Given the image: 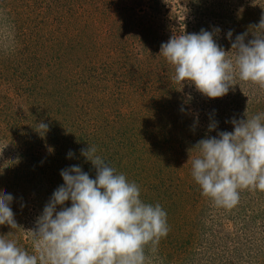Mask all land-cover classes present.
<instances>
[{
	"label": "rangeland",
	"instance_id": "rangeland-1",
	"mask_svg": "<svg viewBox=\"0 0 264 264\" xmlns=\"http://www.w3.org/2000/svg\"><path fill=\"white\" fill-rule=\"evenodd\" d=\"M242 1L254 8L261 0ZM237 2L0 0V191L13 196L20 227L0 225V235L10 233L7 239L32 252L26 231L36 229L64 184L61 171L75 165L95 179L81 154L89 145L168 213L161 181L191 173L170 145L232 132L231 120L246 119V109L249 118L264 113V88L237 78L226 96L210 99L187 82L175 87L174 68L160 56L173 34L215 28L217 44L230 52ZM213 120L218 127L209 132ZM39 122L48 126L45 134ZM172 182L187 191L182 181ZM200 212L195 234L172 218L151 264H264V192L241 190L231 209L208 197ZM183 233L193 237L181 253Z\"/></svg>",
	"mask_w": 264,
	"mask_h": 264
},
{
	"label": "clouds",
	"instance_id": "clouds-1",
	"mask_svg": "<svg viewBox=\"0 0 264 264\" xmlns=\"http://www.w3.org/2000/svg\"><path fill=\"white\" fill-rule=\"evenodd\" d=\"M219 31L182 30L161 45L160 56L174 68L172 80L192 84L210 99L226 96L237 78L264 88V15L250 26L251 40L245 32L233 41V32L228 31L230 52L214 39ZM244 116L231 120L234 131L207 136L189 150V155L198 153L188 161L192 177L218 207H235L241 190L264 192V113L249 118L246 109ZM217 127L213 120L209 132ZM47 130L39 122L37 131ZM81 154L95 168V179L79 166L62 170L64 184L37 218L36 229L26 231L32 252L7 239L10 233L0 235V264H151L169 233L166 211L143 202L139 186L97 155L95 146ZM12 201L10 193L0 191V225L17 229ZM69 201L71 206L64 207Z\"/></svg>",
	"mask_w": 264,
	"mask_h": 264
},
{
	"label": "trees",
	"instance_id": "trees-1",
	"mask_svg": "<svg viewBox=\"0 0 264 264\" xmlns=\"http://www.w3.org/2000/svg\"><path fill=\"white\" fill-rule=\"evenodd\" d=\"M261 1L264 2L263 0H261ZM261 1H260V3H258V5H256L253 8L252 6H249L248 4H246L244 1L238 0V2H237L238 5L235 7V11H234L235 14H234L233 21L231 24V29L234 27L233 32L235 33V37L237 35L243 34L245 32H249L247 39L251 40L254 38L252 33L249 31V28L251 25L258 24L260 19H261V16L264 15V3L262 5H260ZM206 3H203V6H202V8H203L202 10L204 12H208L207 10L209 9L207 7L209 5H207ZM205 7H206V9H205ZM234 33H233V35H234ZM173 75H172V77H173ZM172 77H171V80H172ZM174 84H175L174 85L175 87H177V86L180 87L183 85V84H178L175 82H174ZM176 96L178 98L177 99L178 101L180 99L182 100V98H180V95L179 96L176 95ZM182 106H184L183 103H181V107ZM182 116L185 117L184 111H182ZM196 143H197L196 140L191 141L189 144H188V142L187 143L186 142L185 143H179V144L175 143V144H171L170 145L171 147L169 149L171 152V155H175V156L178 155L181 157L182 160H184V162H186L184 164L188 167L190 172H192V165L190 162L188 163L190 156L195 158L198 155V153L197 152H191L189 155V150L194 148ZM28 165H29V163H28ZM30 167H31V165H29V168ZM174 180L182 181L181 184L187 185L186 186L187 191L180 192L178 190H174L175 188H178V189L180 188L178 184L177 185L173 184L172 181H174ZM143 185H144V188L145 187H146V189L148 188L149 192L157 191L155 189L156 186H149L147 184H143ZM159 189L163 190L164 194L166 196L169 193V200H171V202L169 203V208L167 207V204H166V206H164V207H167L166 210L168 211V213H167L168 225H170V221H172V218H173L176 221L182 222V225H181L182 230H184L185 228L192 229V232L195 234L194 227L196 226V224L198 223L199 218H200L201 202L205 203V201L207 200L208 197H205L202 194V189L195 182L191 173L179 174V176L176 177V179L168 177L165 180L161 181ZM173 195H175V196H173ZM188 195H190V197H187ZM145 196H146V194H141L140 198L142 199V201L147 203V204L154 205L152 200L150 202L149 195H147L146 198H145ZM174 198H176L175 199L176 201L173 203L172 200ZM176 202L178 203V205L175 206ZM155 204H157V203H155ZM70 206H71V203H69L67 207H70ZM6 227L11 228L8 225H6ZM17 229H13V230H17ZM190 237H193V236L190 234H184L183 233L182 237L177 240L176 244H179V243L182 244L181 242H183V240H184V244L181 245V248L178 247V249H180L181 253H182V251L187 252V251H185L186 250L185 246H188L189 243L186 241V239H189ZM183 246H184V250L182 249ZM172 251H174V250H172ZM164 253L170 254V250L168 249Z\"/></svg>",
	"mask_w": 264,
	"mask_h": 264
}]
</instances>
